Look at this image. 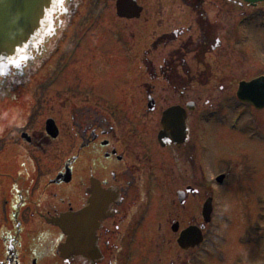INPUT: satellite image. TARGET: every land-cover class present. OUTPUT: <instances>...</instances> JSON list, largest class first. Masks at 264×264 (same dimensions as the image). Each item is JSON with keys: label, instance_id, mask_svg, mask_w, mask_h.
Returning <instances> with one entry per match:
<instances>
[{"label": "flooded vegetation", "instance_id": "flooded-vegetation-1", "mask_svg": "<svg viewBox=\"0 0 264 264\" xmlns=\"http://www.w3.org/2000/svg\"><path fill=\"white\" fill-rule=\"evenodd\" d=\"M262 5L235 2V8H247L256 15L264 14ZM187 6L194 10L200 35L192 47L188 42L182 50L171 51L158 67L157 73L167 87L163 92L166 96L162 99L164 106L158 101L154 85L149 89L128 85L110 103L107 96L101 94L95 104L82 101L71 104L70 115L65 117L68 120H61L60 112L67 109L68 99L46 110L47 97L49 93L54 96V99L50 97L53 100L58 94L66 96L69 86H56L58 89L48 91L54 83L50 78L46 82L40 78L35 83L33 79L25 83L23 90L11 93L8 102H14L23 91H33L35 111L40 116L27 115L23 126L16 124L14 117L7 120L5 127L0 120V264H208L214 255H220L216 246L213 251L211 249L212 254L207 250L211 246L181 247L180 237L195 229L200 230L204 238L218 219L220 190L242 180L251 170L235 169L237 175L231 169L206 179L205 153L200 151L204 137L196 130L197 122L205 123L206 112H199L196 102L189 100V87L193 83L205 87L203 81L199 82L200 76L206 75L207 68L212 67H205L204 61L191 67L189 58L193 56V62L204 59L216 52L221 44L219 40L209 38V25L201 5ZM70 53H64L52 70L48 66L62 54L58 50L38 76L48 68L54 77L69 63ZM71 59L75 60L76 56ZM209 74L213 75L212 72ZM257 77L237 80L235 85L228 84V88H234L236 95L240 82ZM219 82L213 86L219 88L224 84ZM142 94L145 99L132 98ZM124 96L125 100L120 99ZM242 106L255 113L250 105ZM172 107L183 111L182 127L179 139H171L164 146L158 141L161 119ZM220 108L215 118L224 123L227 117L222 110L225 108ZM259 112L264 110L256 113ZM50 119L57 129L54 138L46 130V121ZM142 123L149 129L141 130ZM260 123L264 122L250 124L252 132L249 133L252 138L264 142ZM256 129L258 134L253 132ZM170 135L173 136V131L169 132ZM47 153H54V164L45 177L39 171H44L42 166L46 163ZM63 153L67 155L62 159ZM67 170L70 180L57 181ZM22 174L27 179H22L20 185L15 184L14 176ZM64 184H71L74 199L61 209L65 203L58 202L51 188ZM208 198L212 199L213 211L211 221L206 223L202 208ZM245 211L238 213L241 219L252 214L248 211L245 215ZM65 213L71 214L75 228L80 229L81 245L86 246L89 231L96 230L95 238H92L95 253L74 254L68 263L57 251L66 237L54 225L55 220ZM262 238L264 240V228ZM191 255H197V258ZM262 261L264 264V253Z\"/></svg>", "mask_w": 264, "mask_h": 264}, {"label": "rangeland", "instance_id": "rangeland-1", "mask_svg": "<svg viewBox=\"0 0 264 264\" xmlns=\"http://www.w3.org/2000/svg\"><path fill=\"white\" fill-rule=\"evenodd\" d=\"M116 1H84V8L80 10L79 16L74 20V26L70 28L60 46L59 51L62 54L48 66L53 70L64 53L71 48L76 50L74 63L68 64L58 74L54 86L48 89L53 91L56 86H69L70 91L66 96L58 94L55 100L49 93L46 110L67 98V109L61 110L60 118L68 120L65 117L70 115L68 109L71 104L80 101L95 104L101 94L106 95L110 103L118 98V92L120 95L128 85L144 86L145 89L154 85L158 101L164 106L162 99L166 96L163 92L167 87L161 75L157 73L158 67L171 51L182 50L188 42L192 47L200 31L194 10L188 9L187 5L193 2L200 4L209 25V38L219 40L221 45L216 52L208 54L204 59L199 58L201 60L196 59L193 62L195 58L190 56L191 67H196L197 62L204 61L205 67L212 68H207V74L200 76L199 82L203 81L205 87L194 83L190 85L189 100L195 101L199 112L202 113L214 108H225L222 114L227 117L225 124L220 119H212L207 124L197 122L196 130L204 137L200 151L205 153L206 179L217 172H228L231 169L237 175L238 171L235 169L251 170L242 180L220 190V212L216 216L218 219L204 234L207 238L204 246H211L207 248L208 252L212 254L213 246H216L220 255H214L208 264H263L264 142L250 136L249 126L257 121L264 122V112L252 113L250 108H238L234 88H228V84L235 85L237 80L264 74V15L253 14V11L247 8H235L236 0H136L144 11L141 18L125 21L116 17ZM262 8L264 9V4ZM242 12L249 14L247 20L241 24L236 23L235 21L243 16ZM75 39L78 46H73ZM215 68L218 69L214 71ZM50 74L46 68L33 81L35 80V83L42 78L46 82L47 79L54 78ZM217 81L224 84L219 88L214 87L213 84ZM32 93L33 91H23L14 102L0 99V120L3 121L4 127L8 125L7 120L11 117H14L16 124L23 126L27 115L40 116L37 110L35 111L36 102L33 101ZM147 93L148 90L145 91V94ZM143 95L132 98L140 101L145 99ZM120 99L126 98L124 96ZM237 109L243 111V117L234 131L228 125ZM5 112L7 119H4ZM193 116L190 122L194 120ZM155 118L159 119L156 114ZM263 124L258 125L259 130L264 131ZM144 129L149 128L142 123L141 130ZM257 129L253 131L255 134H258ZM66 155L63 153L62 159ZM31 158L34 159V156ZM45 158L46 163L42 166L44 171H39V174L46 177L54 164V153H47ZM14 179L15 184L20 185L21 180L27 177L22 174L14 176ZM51 193L57 195L58 202L65 203L60 206L61 209L66 208V204L74 199L71 184L53 186ZM241 210H246L245 215L248 211L252 214L241 219V215H238ZM193 258H197V255Z\"/></svg>", "mask_w": 264, "mask_h": 264}, {"label": "water", "instance_id": "water-1", "mask_svg": "<svg viewBox=\"0 0 264 264\" xmlns=\"http://www.w3.org/2000/svg\"><path fill=\"white\" fill-rule=\"evenodd\" d=\"M243 1L249 4L264 2V0ZM67 3V0H0V76H6L12 69H20L26 71L23 75L26 78L43 66L42 62L51 55L54 45L61 39L69 23L70 17L66 22L61 19L62 16L67 17L68 12L65 9ZM116 11L120 18L134 19L139 18L141 8L137 7L133 0H117ZM33 53L37 55V59L35 63H28L34 60ZM263 80L257 79L240 84L238 98L253 104L257 109L264 108ZM161 124L163 131L159 135V141L162 145H166L171 139L178 140L182 127V111L178 108L167 110L163 114ZM171 131L173 136H169ZM65 181H68V178ZM205 210L207 217L210 213L209 202ZM86 213L87 211L82 213V216L85 217ZM56 225L67 237L65 244L58 247L60 257L66 263L74 254L86 255L96 251L95 240L92 239L95 238V230L89 231L87 245L83 246L79 241L82 233L79 228H75L71 215H65ZM183 241L195 246L199 243L200 236L187 234L184 235Z\"/></svg>", "mask_w": 264, "mask_h": 264}, {"label": "clouds", "instance_id": "clouds-1", "mask_svg": "<svg viewBox=\"0 0 264 264\" xmlns=\"http://www.w3.org/2000/svg\"><path fill=\"white\" fill-rule=\"evenodd\" d=\"M4 119H7V112L4 113Z\"/></svg>", "mask_w": 264, "mask_h": 264}]
</instances>
